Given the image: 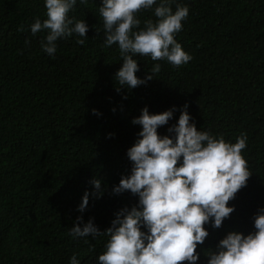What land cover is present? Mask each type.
Masks as SVG:
<instances>
[{
    "label": "trees",
    "instance_id": "1",
    "mask_svg": "<svg viewBox=\"0 0 264 264\" xmlns=\"http://www.w3.org/2000/svg\"><path fill=\"white\" fill-rule=\"evenodd\" d=\"M176 4L189 9L175 39L192 59L174 67L136 56L138 78L152 75L155 63L161 71L128 88L115 81L118 45L104 46L102 0H77L69 18L84 20L86 37L58 38L52 56L41 50L46 33L29 28L47 18L44 0H0V264H70L73 254L79 264H98L108 238L73 237L70 228L91 219L103 232L117 212L138 207V195L113 188L131 175L127 151L142 130L132 121L145 107L172 110L157 128L161 138L174 139L169 129L185 105L197 130L230 143L247 135L241 154L251 175L221 227L211 218L204 225L209 235L197 245L196 264H207L205 253L229 232L255 231L254 216L264 209V0H174L173 11ZM137 17L141 27L155 20L152 9Z\"/></svg>",
    "mask_w": 264,
    "mask_h": 264
},
{
    "label": "clouds",
    "instance_id": "2",
    "mask_svg": "<svg viewBox=\"0 0 264 264\" xmlns=\"http://www.w3.org/2000/svg\"><path fill=\"white\" fill-rule=\"evenodd\" d=\"M173 3L174 0H102L98 11L103 21L104 46L118 45L122 58V66L115 73L119 86L135 88L161 71V65L155 63L150 70L152 75L138 78L136 56L166 61L174 67L192 59L175 39L189 9L176 4L173 11ZM76 4L77 0H44L47 18H35L29 25L33 36L46 33L40 45L49 56L56 52L58 38L74 34L86 37L88 26L84 20L69 18ZM149 9L155 20L146 19L141 27L137 14ZM17 30L24 31V25ZM84 42L76 40L80 45ZM186 108L185 105L177 124L169 129L174 139L161 138L157 133V128L171 119L172 110L149 114L145 107L132 121L142 130L138 133L140 139L127 151L132 162L131 175L122 177L113 192L138 195V207L117 212L111 226L103 232L91 219L83 227L77 223L70 228L73 237L108 238L103 253L98 255V264H196L197 245L209 235L204 225L211 218L212 226L219 228L234 211L228 202L246 186L251 175L241 154L247 135L241 133L235 143H230L223 136L197 130L189 122ZM93 185L99 198L100 181L94 180ZM87 204L86 192L78 211L83 212ZM81 220L77 217L78 222ZM142 227L147 231H142ZM254 228L247 235L229 232L215 251L205 253L207 264H264V209L254 216ZM70 264H79L77 254L70 258Z\"/></svg>",
    "mask_w": 264,
    "mask_h": 264
}]
</instances>
